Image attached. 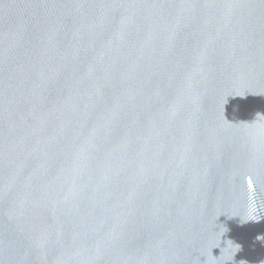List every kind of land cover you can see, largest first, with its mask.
<instances>
[{"label": "water", "instance_id": "water-1", "mask_svg": "<svg viewBox=\"0 0 264 264\" xmlns=\"http://www.w3.org/2000/svg\"><path fill=\"white\" fill-rule=\"evenodd\" d=\"M0 264H264V0H0Z\"/></svg>", "mask_w": 264, "mask_h": 264}]
</instances>
